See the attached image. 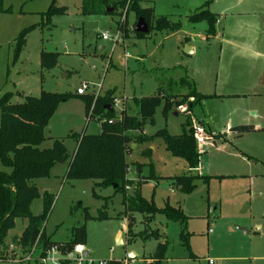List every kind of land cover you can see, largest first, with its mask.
Returning <instances> with one entry per match:
<instances>
[{
    "label": "rangeland",
    "instance_id": "rangeland-1",
    "mask_svg": "<svg viewBox=\"0 0 264 264\" xmlns=\"http://www.w3.org/2000/svg\"><path fill=\"white\" fill-rule=\"evenodd\" d=\"M142 1V5L153 6L158 15L180 20L181 29L177 33L157 31L148 38H137L133 32L137 18L127 10L122 16L84 15L82 0H3L0 98L10 94L11 103H21L26 97H39L43 92L69 95L58 105L45 136L63 138L73 154L76 140L68 137L69 134L81 133L85 127L88 134L100 132V122L86 118L84 99L77 93L82 84L88 85L84 97L92 96L93 100L108 91L114 92L113 97L120 104L113 107L116 118L112 121L123 117L124 102L133 109V97L151 96L160 86L166 92H175L169 79L178 80L186 74L179 65L187 68L199 91L214 93L221 67L219 39L207 41L204 38L207 23H191L187 17L207 2L203 8L219 14L215 35L225 26L230 33V13L237 10V0ZM51 6L56 11L49 16ZM118 22L123 23V28L119 31V41H115ZM102 34L110 38L105 40ZM185 34L191 37L189 44L196 48L193 53L185 51ZM20 35L24 42L18 49ZM43 53L57 54L51 66L42 65ZM235 100L210 97L194 106L190 113L173 109L167 115L162 113L161 105L156 110L155 123L134 132L138 136H154L166 128L170 135H180L193 120L208 121L211 131L206 130L207 136L212 138L202 145L196 142L197 150L202 152L197 168H189L184 158L173 155L159 137L134 144L126 157L130 164L126 193H134L141 176L149 177L140 187L142 196L157 207L180 208L186 219L169 220L164 214L156 213L145 224V214L132 212L129 231V216L122 203L124 193H115L113 186H97L92 179L65 178L68 167L65 162L58 163L49 177L35 180L40 195L33 202V214L41 212L44 193L53 194L54 202L45 222L46 233L53 235L54 241L65 242L74 226L85 223V246L95 262L264 264V130L238 135L226 129L228 118L234 120L233 125L254 124L249 121L253 113L249 112L248 116V110H260L251 99ZM237 103L241 111L232 114L230 111ZM53 138L47 139L42 147L52 146ZM135 163L142 165L141 175L136 173ZM0 170L11 169L0 159ZM184 175L198 176L192 191H182L174 181L175 177ZM84 207L89 210L88 219L84 217ZM101 215L106 217L100 219ZM26 225V219H17L7 242H11L12 236L20 235ZM119 231L123 236L116 242ZM159 243L166 244V252L156 262L154 254ZM130 252H134L131 257ZM8 256L0 264H33L21 260L20 249L10 250Z\"/></svg>",
    "mask_w": 264,
    "mask_h": 264
},
{
    "label": "trees",
    "instance_id": "trees-1",
    "mask_svg": "<svg viewBox=\"0 0 264 264\" xmlns=\"http://www.w3.org/2000/svg\"><path fill=\"white\" fill-rule=\"evenodd\" d=\"M142 0H82V13L84 15H123V11L133 12L136 21L141 17L148 26L147 34L136 33L137 38H148L152 32L171 31L177 32L181 29L180 20L172 21L166 15H157L153 6L142 5ZM203 4L187 18L191 23L205 21L207 23V35L215 34L217 14L204 9ZM204 7V8H203ZM112 8L111 11L108 9ZM3 0H0V12L4 11ZM55 10L50 7L48 15ZM118 30L123 28V23L118 22ZM127 27L124 32L127 34ZM188 39L186 38V41ZM24 42L23 35L19 36L17 48ZM57 54H42V65L49 67L55 61ZM184 72L187 70L179 65ZM172 68L171 71H174ZM169 85L174 86L175 92L169 93L160 86L158 91L151 96L140 98L133 97V109L124 103L123 117L113 122L115 110H109L108 105L114 103L112 91L104 96L84 97L85 115L88 120L96 119L100 122V132L88 134L86 127L81 133H71L68 137L76 140L77 146L71 154L63 142V138H47L45 129L54 115L58 105L66 101L69 95L63 93L43 92L41 96H28L24 102L11 103L10 94L0 98V159L2 163L10 168V171L0 170V260H7L10 245L13 244L23 252H29L35 247V253L40 257L45 256L51 246L58 247L63 253L70 252L72 246L77 243L85 244V223L72 228L71 237L66 242H57L45 231V222L49 216L54 202V195L45 192L42 201V210L39 214H33V202L39 198V187L36 179L49 177L52 168L60 163L67 162L68 167L65 178L74 180H95L100 187L113 186L115 193H124L122 203L125 213L128 212V229L132 228V212L145 214L144 223L148 224L156 213H162L169 220H184L187 216L180 208L173 206L157 207L153 202L145 199L140 187L149 177L141 176L137 187L132 195L127 194L128 169L127 154L131 151L132 144L145 143L154 137L163 140L167 150L177 157L186 160L189 168H197L200 163V154L197 150L196 140L191 126H186L180 135H170L166 128L156 132L154 136L134 134L142 131L145 125L155 123V114L162 105V113L167 115L171 110H177L181 105H188V110L211 97L198 91L195 82L187 73L178 80L169 79ZM133 110V113H129ZM233 133L242 135L247 132L257 131L252 124H240L231 127ZM53 138L50 147H42L47 139ZM145 153L150 154L148 150ZM136 164L137 174L141 175V164ZM196 175H184L175 177L177 186L182 191H192L195 188ZM208 180V176L203 177ZM94 196H98L93 192ZM99 197V196H98ZM80 206V205H79ZM74 208H77L76 206ZM85 219L90 218L87 207L83 208ZM105 215V214H104ZM106 216H99L100 219ZM17 219H26L27 225L20 235H14L8 243L9 232L12 230ZM155 235L154 233H152ZM156 236V235H155ZM166 244L159 243L154 254V259L159 262L165 257ZM64 264H70L67 259ZM107 264H122L118 260H110Z\"/></svg>",
    "mask_w": 264,
    "mask_h": 264
},
{
    "label": "crops",
    "instance_id": "crops-1",
    "mask_svg": "<svg viewBox=\"0 0 264 264\" xmlns=\"http://www.w3.org/2000/svg\"><path fill=\"white\" fill-rule=\"evenodd\" d=\"M237 4H238L236 7L237 10L235 12L230 13L231 14L230 17L232 18V29L230 33H228V28H226L225 26L222 28V31L218 33L217 36L215 34L210 36L207 34L204 35V38L207 41H210L214 38L219 39L220 53H221L220 54L221 67L218 72L219 76H218V82L215 92L203 93L199 90L198 91L206 95H212L211 97H220L224 99L227 98L236 99V100L251 99L255 104L259 105L260 110L259 112L258 110L256 111L255 109L248 110V116H250L249 112L253 113V116H250L251 120L249 121L255 122L252 125H254L257 131H263L264 130V0H237ZM216 14L218 21L219 14L218 13ZM225 15L228 18V13H225ZM221 16H223L222 13ZM186 38L188 39L187 41ZM183 39L186 46L190 48L191 52L189 53H193L196 48L191 44H189V42L191 41V37L185 34L183 36ZM101 49H103V47H101ZM184 68L187 70L186 67ZM233 106L235 108L233 109V111H230L232 114H236L237 112L241 111V108H239L238 103ZM200 122L204 124L206 130L209 131L210 133L211 128L208 121L204 122V120H201ZM233 123L234 120L228 118L226 129L231 133H233L231 131V127L235 126L233 125ZM247 124H251V123H247ZM236 125H240V124H236ZM224 133H227V131ZM76 146H77V142H76ZM132 146L135 145L133 144ZM65 163L68 164V161ZM54 167L52 168V170L54 169ZM118 236L120 237L123 236L122 231H119L117 233L116 242L118 240ZM121 241H122L121 243L123 244L124 243L123 238L121 239ZM132 254H134V252H130L128 255L131 257Z\"/></svg>",
    "mask_w": 264,
    "mask_h": 264
},
{
    "label": "built area",
    "instance_id": "built-area-1",
    "mask_svg": "<svg viewBox=\"0 0 264 264\" xmlns=\"http://www.w3.org/2000/svg\"><path fill=\"white\" fill-rule=\"evenodd\" d=\"M119 31L121 30H118V33L115 35V41H119ZM101 37L105 40L110 38L106 34H102ZM127 57H128V54H126L125 58ZM87 88H88L87 84H82V86L77 89V93L80 95H83L85 94ZM124 103L122 104V106H124ZM113 104H114L113 107L118 106V104H120L117 98L114 99ZM123 109L124 108H122L121 110ZM178 110H182L185 113L186 112L190 113V111L187 108V105H185V108L183 107V105L179 106ZM192 129H193V135L196 139V142L200 145L205 144L207 140L212 138V135L207 136L206 128L204 124H202L200 121L193 120ZM10 248H12L10 249L11 251L20 249L13 244H11ZM21 252L23 255L21 260L24 262H27V263L30 262L33 264H37V262L38 264H63L64 261L67 259L71 261L70 264H107V261H104V260H100L97 262H95L94 260H91V258L89 257L88 251L86 249V246L83 243L75 244L73 249L70 252H66V253H63L56 246H51L46 251L45 256H42V257H40V255H37V253H35V247L32 248L31 251L29 252H23L22 250ZM70 254H73V256L70 257ZM123 264H131V263L128 260H126L124 261Z\"/></svg>",
    "mask_w": 264,
    "mask_h": 264
},
{
    "label": "water",
    "instance_id": "water-1",
    "mask_svg": "<svg viewBox=\"0 0 264 264\" xmlns=\"http://www.w3.org/2000/svg\"><path fill=\"white\" fill-rule=\"evenodd\" d=\"M109 11L112 10V8L108 9ZM134 32L136 33H143V34H147L149 32V26L147 24V22L143 19V18H139L134 26ZM185 51L187 53L191 52L190 48L188 46L185 47ZM109 110H113V106L112 105H108L107 107ZM115 122V121H113ZM87 254V253H86ZM73 254H70V257H72Z\"/></svg>",
    "mask_w": 264,
    "mask_h": 264
},
{
    "label": "bare ground",
    "instance_id": "bare-ground-1",
    "mask_svg": "<svg viewBox=\"0 0 264 264\" xmlns=\"http://www.w3.org/2000/svg\"><path fill=\"white\" fill-rule=\"evenodd\" d=\"M118 240H120V237L118 236Z\"/></svg>",
    "mask_w": 264,
    "mask_h": 264
}]
</instances>
